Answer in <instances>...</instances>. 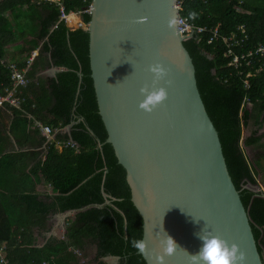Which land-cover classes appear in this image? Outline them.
Masks as SVG:
<instances>
[{
    "label": "trees",
    "instance_id": "1",
    "mask_svg": "<svg viewBox=\"0 0 264 264\" xmlns=\"http://www.w3.org/2000/svg\"><path fill=\"white\" fill-rule=\"evenodd\" d=\"M92 1L60 0L66 12L80 13L86 24L90 15L82 11ZM179 2L181 15L195 24L209 28L220 25V37L230 36L244 25L248 38L238 52L264 44V0ZM237 7L244 12H238ZM27 35L34 37L28 53L45 39L41 53L50 54L51 63L65 70L46 81L34 80L33 65L28 74L31 79L26 76L28 84L18 94L20 109L10 107L14 119L9 136L20 147L29 146L27 150L4 153L5 139L0 133V246L5 245L10 264H81L74 251L87 253L90 246L96 250L93 264H105L102 259L107 257H118L120 264H146L129 243L133 238L142 239L143 219L131 201L126 170L106 142L91 78L89 33L69 29L60 20L56 2L0 0L1 95L12 86L11 62L5 61L8 47L18 41V36ZM184 45L193 59L201 97L219 133L229 173L264 258V194L244 187L256 184L255 170H264V154L251 164L243 148L264 152V68L249 78L247 89L244 76L227 66L230 58L224 56L221 38L213 44L189 40ZM35 121L57 130V142L75 141L80 153L70 148L59 151L55 141L42 156L41 147L47 138ZM67 126L71 127L68 134L61 131ZM41 180L57 193L50 202L35 193V185ZM73 210L77 213L67 222L65 239L50 238L39 247L36 231H46L47 217Z\"/></svg>",
    "mask_w": 264,
    "mask_h": 264
},
{
    "label": "water",
    "instance_id": "2",
    "mask_svg": "<svg viewBox=\"0 0 264 264\" xmlns=\"http://www.w3.org/2000/svg\"><path fill=\"white\" fill-rule=\"evenodd\" d=\"M178 2L93 0L86 30L106 142L126 170L131 201L143 219L148 252L138 253L146 264H157L163 227L178 246L163 264H193L188 253L199 251L198 233L206 230L238 245L244 259L237 264H264L178 32ZM154 63L166 69L155 86L167 97L149 112L139 106V90L153 85L148 67Z\"/></svg>",
    "mask_w": 264,
    "mask_h": 264
},
{
    "label": "built area",
    "instance_id": "3",
    "mask_svg": "<svg viewBox=\"0 0 264 264\" xmlns=\"http://www.w3.org/2000/svg\"><path fill=\"white\" fill-rule=\"evenodd\" d=\"M35 1V0H32ZM52 1V0H47ZM58 4L60 9V20L64 21L69 29L75 30L71 27L69 22V17L71 14H75L78 17L80 13L66 12L63 4L60 0L55 1ZM243 1L239 4L241 5ZM91 7V6H90ZM90 7L84 11V14H90ZM179 8V16L177 18V28L178 32L183 37L184 42L192 40L197 44L202 42H206L208 44L215 43L219 38H221L222 43L225 46V57L230 58V62L227 65L228 67H232L234 71L237 72L238 75L244 76V84L248 89L250 86L249 78L254 76L256 73H259L264 68V44L250 49L246 52H238L237 48H240L245 39L248 38L246 28L244 25H241L237 28V32H233L230 36H222L220 37L219 27L220 25L209 28L207 26H199L194 23L191 18H187L181 15V3L178 2ZM238 12H244L242 8L237 7ZM81 19V16L79 17ZM78 28L83 30H87V24L81 19V22L78 23ZM76 27V28H77ZM36 54L33 53L31 58H33ZM9 70L11 72L12 86L6 89L5 95H0V107H4L8 104L10 107L18 108L21 107V99L18 94L21 93V87H25L28 84V79L26 77V73L20 70L16 64L11 63L9 65ZM248 103V101H247ZM244 104H246V98L244 100ZM249 105V104H248ZM36 127L40 128L42 134L46 137H50L55 134L56 130L48 125H43L41 122H34ZM63 149L70 148L74 150L76 154L80 153L79 145L69 139L65 142H59ZM48 148V146H47ZM48 149L46 150L45 155L47 154ZM74 254L78 257L81 264H90L91 259H89L82 251L75 250ZM264 260V258H263ZM0 264H10L6 257L5 247H0ZM42 264H49L47 261L42 262ZM93 264V263H91Z\"/></svg>",
    "mask_w": 264,
    "mask_h": 264
},
{
    "label": "crops",
    "instance_id": "4",
    "mask_svg": "<svg viewBox=\"0 0 264 264\" xmlns=\"http://www.w3.org/2000/svg\"><path fill=\"white\" fill-rule=\"evenodd\" d=\"M58 0H52L55 2ZM24 29V28H23ZM24 32V31H23ZM26 32V31H25ZM20 32H18L19 35ZM34 37L31 35H27V37L18 36V41L12 43L8 47L7 56L5 57V61L14 63L18 66H22L21 69L26 76L32 71V67L34 65V80L37 78H42L44 81L55 78L58 72L64 71L65 68L57 67L51 63L50 54L41 53L42 48L45 43V39L39 40L29 53L28 51L31 49V42L33 41ZM35 53L36 55L31 58L32 54ZM27 61V62H26ZM29 78V76H28ZM31 79V78H29ZM6 93V90H5ZM1 95V94H0ZM14 119V115L10 109V106L6 104L4 107H0V133L5 139L4 144V153H14L18 151H24L29 148V146L20 147L16 141L9 136V128L11 122ZM34 129V126L32 127ZM70 126L65 127L61 131L63 133L68 134L70 132ZM57 130L55 134L50 137H46L44 134L41 133L42 136L47 138L45 144L41 147L42 156H45L47 146L50 145L51 142H55ZM56 149L62 151L63 148L56 141ZM31 165L28 166L26 169V173H30ZM35 193L39 195L40 199L46 202L52 201V199L57 195L54 193L51 186L44 183L43 180L36 183L35 185ZM77 211H67L65 213H53L47 217L46 221V231L43 230L41 233L36 231V236L38 237V246L42 247L49 238H57L59 239L66 234V225L70 218L76 215ZM110 259V258H109Z\"/></svg>",
    "mask_w": 264,
    "mask_h": 264
},
{
    "label": "clouds",
    "instance_id": "5",
    "mask_svg": "<svg viewBox=\"0 0 264 264\" xmlns=\"http://www.w3.org/2000/svg\"><path fill=\"white\" fill-rule=\"evenodd\" d=\"M148 71L153 74V85H145L140 88L139 91L143 99L139 106L141 109L150 112L167 97V91L164 87L155 86L156 82L166 75V69L160 63H154L149 65ZM158 228L157 233H162L163 238L159 240L160 251L155 259L157 264H163L165 256L173 254L178 246L173 238L163 230V227ZM198 236L202 240V246L197 253H188L193 264H198L201 261L203 264H237L238 261L244 259V253L239 250L238 245L229 246L223 239L206 230L198 233ZM129 243L131 247L141 253L148 252L147 242L144 239L133 238Z\"/></svg>",
    "mask_w": 264,
    "mask_h": 264
},
{
    "label": "rangeland",
    "instance_id": "6",
    "mask_svg": "<svg viewBox=\"0 0 264 264\" xmlns=\"http://www.w3.org/2000/svg\"><path fill=\"white\" fill-rule=\"evenodd\" d=\"M81 16V15H80ZM79 16V17H80ZM80 19V18H79ZM81 19H82V17H81ZM70 25H71V27H73L74 29H79L78 27H77V25H73V24H71L70 23ZM77 27V28H76ZM210 57V59H212V56H209ZM261 133H263L264 134V127H263V129L261 130ZM247 135V133L245 132L244 133V137ZM243 148H244V151H245V154H246V156H247V158H248V160H249V162L251 163V164H253L254 162H255V160L258 158V156L259 155H261L260 153H262V154H264V152L263 151H257V150H253L252 148H247V147H244L243 146ZM262 164H263V166H264V161H262ZM255 170V169H254ZM255 178H256V184H251V183H247V184H245L244 185V187L245 188H247V189H250V190H252V191H254V192H259V191H261V192H263V194H264V170H261V169H259L258 168V170L256 169L255 170ZM50 239V238H49ZM63 239H65V236H63V237H60L59 238V240H63ZM1 248H4L5 247V245H1L0 246ZM87 253H85V252H83V253H85V255L89 258V259H91V263H94V261H95V248H94V246H90L89 248H87ZM103 260V262L105 263V264H120L119 262V260H115V259H109V258H105V259H102ZM90 263V264H91ZM42 264V263H41Z\"/></svg>",
    "mask_w": 264,
    "mask_h": 264
},
{
    "label": "bare ground",
    "instance_id": "7",
    "mask_svg": "<svg viewBox=\"0 0 264 264\" xmlns=\"http://www.w3.org/2000/svg\"><path fill=\"white\" fill-rule=\"evenodd\" d=\"M68 19L71 24L77 25V26H78V23L81 22V19H79V17L75 14H71Z\"/></svg>",
    "mask_w": 264,
    "mask_h": 264
}]
</instances>
